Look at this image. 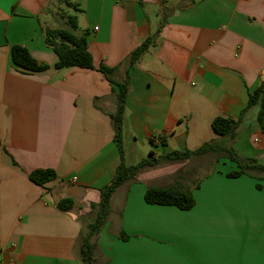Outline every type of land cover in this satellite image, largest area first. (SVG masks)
I'll list each match as a JSON object with an SVG mask.
<instances>
[{
	"label": "crops",
	"instance_id": "obj_1",
	"mask_svg": "<svg viewBox=\"0 0 264 264\" xmlns=\"http://www.w3.org/2000/svg\"><path fill=\"white\" fill-rule=\"evenodd\" d=\"M69 15L87 33L94 70L56 68L45 30L65 27ZM162 25L129 71L126 164L135 166L127 145L161 157L212 142L264 165L259 104L229 137L211 126L217 117L240 119L264 81V0H0V264H82L81 218L121 165L110 116L117 94L99 69H115L111 80L123 82L129 55ZM14 46L48 69L16 66ZM189 161L195 171L178 175ZM164 164L115 192L98 264H264V181L229 177L238 166L218 153ZM46 169L56 180H30ZM191 184L190 211L145 202L150 187ZM63 199L74 202L69 212L59 208Z\"/></svg>",
	"mask_w": 264,
	"mask_h": 264
},
{
	"label": "trees",
	"instance_id": "obj_2",
	"mask_svg": "<svg viewBox=\"0 0 264 264\" xmlns=\"http://www.w3.org/2000/svg\"><path fill=\"white\" fill-rule=\"evenodd\" d=\"M78 8L77 5H69ZM163 25L158 31L146 39L138 46L128 57V70L123 82H115L110 76L115 72V69H110L105 66L100 67L114 86V92L117 94V108L111 114L113 127L116 133L115 141L117 143L121 165L117 170L114 180L110 185L100 190L101 200L98 204H92L90 212L84 215L81 220L84 223L76 253L82 264H98L96 259L97 241L105 227L108 217L111 212L112 198L119 187L132 182L138 176L140 170L147 167H156L163 163L180 162L187 160L193 156H203L212 153H218L221 158H226L236 163L238 171L230 173L231 178H238L247 175L258 180L264 181V165L259 164L256 160L240 159L235 153L223 146L215 143H206L194 151L185 153L174 152L166 156L154 157L151 154L149 159H146L135 166H128L125 162V152L123 145V132L126 124L127 101L130 92V75L129 71L136 66L142 57L155 45L156 38L161 33ZM79 25L76 16H67L65 18V27L45 30V41L57 54L59 61L56 64L57 69L78 67L81 69H95L92 54L89 51L87 33L78 34ZM12 59L19 68L30 71L40 72L48 69L47 65L40 64L30 52L22 46H14L12 48ZM260 105L258 114V124L260 130L264 133V81L260 86L249 95V100L246 108L242 111L241 117L238 120L225 117H217L212 123V130L216 135L222 138L233 135L241 124L246 112ZM165 145L166 141L161 139ZM56 173L53 170H37L30 175V180L39 186H44L56 180ZM258 189L262 186L258 185ZM145 202L149 205L172 206L182 211H190L196 205L193 192L183 185H177L170 188L150 187L145 193ZM74 207V202L71 199H63L59 203V208L62 211L69 212ZM127 235H123V240H128Z\"/></svg>",
	"mask_w": 264,
	"mask_h": 264
},
{
	"label": "rangeland",
	"instance_id": "obj_3",
	"mask_svg": "<svg viewBox=\"0 0 264 264\" xmlns=\"http://www.w3.org/2000/svg\"><path fill=\"white\" fill-rule=\"evenodd\" d=\"M69 12L72 15H75V10H69ZM78 34L82 35L83 32L81 30H78ZM229 146L230 145L227 144V143H224L223 144V147L226 148V149H229ZM125 149L127 150V157H128L127 162H128L129 165H137L140 162H142L144 159H149L150 158V155L148 153L144 152L141 147H139L138 149H135V151H131V149H129V147L127 145V147L125 146ZM208 159L210 161L212 160L210 158H205V162H209ZM222 159H226V158H222ZM227 160H229V159H227ZM164 165H162V166H164ZM197 165H198L197 162L189 161L184 166H181V168H180V170L178 172V175H181V174L182 175H185L184 173L185 172H188L190 170H194L195 171ZM160 174H161L160 176L164 177V171L162 173H160ZM258 181H259L258 183L260 184L261 183V180H258ZM191 183H193V182H191ZM189 187H190L189 190H191L193 188L192 184Z\"/></svg>",
	"mask_w": 264,
	"mask_h": 264
},
{
	"label": "water",
	"instance_id": "obj_4",
	"mask_svg": "<svg viewBox=\"0 0 264 264\" xmlns=\"http://www.w3.org/2000/svg\"><path fill=\"white\" fill-rule=\"evenodd\" d=\"M263 80H264V74H263Z\"/></svg>",
	"mask_w": 264,
	"mask_h": 264
}]
</instances>
